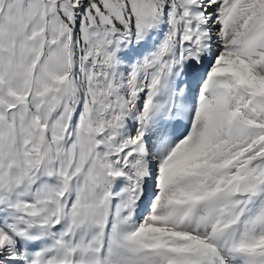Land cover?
<instances>
[{
	"label": "snow or ice",
	"instance_id": "6c2138e0",
	"mask_svg": "<svg viewBox=\"0 0 264 264\" xmlns=\"http://www.w3.org/2000/svg\"><path fill=\"white\" fill-rule=\"evenodd\" d=\"M0 264H264V0H0Z\"/></svg>",
	"mask_w": 264,
	"mask_h": 264
}]
</instances>
